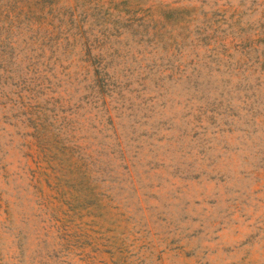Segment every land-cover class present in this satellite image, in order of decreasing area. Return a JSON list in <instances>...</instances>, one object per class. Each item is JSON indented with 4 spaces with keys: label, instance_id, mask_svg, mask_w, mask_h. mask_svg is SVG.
<instances>
[{
    "label": "rangeland",
    "instance_id": "rangeland-1",
    "mask_svg": "<svg viewBox=\"0 0 264 264\" xmlns=\"http://www.w3.org/2000/svg\"><path fill=\"white\" fill-rule=\"evenodd\" d=\"M0 264H264V0H0Z\"/></svg>",
    "mask_w": 264,
    "mask_h": 264
}]
</instances>
